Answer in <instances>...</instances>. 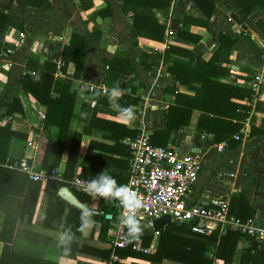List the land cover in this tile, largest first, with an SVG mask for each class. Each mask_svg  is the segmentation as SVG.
<instances>
[{
    "label": "crops",
    "instance_id": "obj_1",
    "mask_svg": "<svg viewBox=\"0 0 264 264\" xmlns=\"http://www.w3.org/2000/svg\"><path fill=\"white\" fill-rule=\"evenodd\" d=\"M23 1L0 0V10L22 23L25 28V31H21L6 26L0 31V102L6 97L8 100L16 99L19 104V110L11 115H6L0 110V126H8L24 136L11 138L8 157L15 161L26 157L38 166L37 141L43 127L42 119L46 107L18 86L19 78L30 72L26 68L25 57L37 63L51 61L61 65L60 51L68 44L72 33L85 35L97 27L102 32L99 44L95 49L86 50L79 76L74 77V62H69L64 72L57 70L54 74L55 79L69 80L70 91H75L70 122L56 169L64 172L72 137L75 132H80L73 176L95 177L100 171H106L119 184H125L130 160L125 139L134 137L141 121H145L150 125L151 131L162 130V136L154 138L157 146H173L182 153L200 154L202 170L188 194L189 203L207 202L228 195L230 212L232 197L244 192L252 210L249 218L264 222V93L256 102L254 110H249L240 121L242 127L237 133L239 139H235L234 134L228 141L216 142L210 131L215 122H208V117L203 115L205 113L196 107L191 108L185 119L177 118L176 120L181 122L180 127L169 132L166 131L167 120L164 116L169 105L174 104L177 93L185 95L181 100L183 104L181 107L179 105V108L185 111L191 107L190 98L195 95L194 90L179 85L168 72L170 63L164 61V51L168 46L177 48L183 54L171 53L169 56L182 62L188 61L187 53L191 52L194 53V62L197 58L207 61L218 47L219 32L230 35L235 39V43L230 47L227 59L215 62L224 72L218 73L214 80L249 89L251 95L250 75L261 63L260 54L264 49V26H256V22L262 17L259 6L244 15L236 0H218L210 17V31L196 24L175 23L182 30L200 37V47L194 51L195 42L173 35L167 36L166 33L163 40L159 41L136 36L130 14L122 13L119 0H41L48 4L46 9L24 4ZM87 4H90L88 8L82 7ZM106 7L110 8L111 14L99 16L98 13ZM154 12L158 23L165 26L170 24L173 14L201 17L191 0H179L177 3L171 0L167 14L162 10ZM21 35L25 37L24 41L16 45ZM250 41L254 47L250 45ZM116 53L129 58L130 70L129 73L118 77V84L126 90L124 96L132 100L138 99L137 103L132 100L124 101L126 107H133L136 112V120L130 127L119 121L117 113L112 110L107 97L103 95L105 88H111L105 83L108 70L106 60L112 59ZM194 83L198 84L196 81ZM248 100L246 96L231 98L232 102L247 106ZM220 119L229 120L225 117ZM217 124L220 126L222 123ZM56 132L57 127L52 126V135L55 136ZM1 165L15 169L6 163ZM6 185L7 182L0 181V188L6 189ZM51 187L50 183H40L33 213H25L17 221L19 228L42 234L46 241L14 236L9 244L17 259L33 257L42 261L41 264H101L107 259V251H113L111 241L119 221L117 210L112 209L111 213H106L100 207L102 199L89 196V205H84L95 212L93 219L96 225L86 236L72 232L73 240L66 243L65 252L62 253L63 242L60 237L66 232L64 226L68 207L64 208L57 229L43 226ZM3 207L4 202L1 201L0 231L5 216ZM107 215L110 217L106 218ZM101 216L109 220L102 238L99 237ZM142 226L143 234L138 239L132 242L126 239L123 247L114 249L119 257L116 264H188L170 258H163L161 261L149 258L156 250L159 230L166 225L157 231L153 227L149 228L144 224ZM3 246L4 239L1 238L0 257ZM248 246L249 239L239 236L232 260L226 262L213 256L214 243L209 242L206 257L211 259V264H239L242 251ZM258 250L259 254L264 256V243L258 246Z\"/></svg>",
    "mask_w": 264,
    "mask_h": 264
},
{
    "label": "trees",
    "instance_id": "obj_2",
    "mask_svg": "<svg viewBox=\"0 0 264 264\" xmlns=\"http://www.w3.org/2000/svg\"><path fill=\"white\" fill-rule=\"evenodd\" d=\"M196 11L201 17L193 16H177L173 14L170 19V34L167 36H177L188 39L196 43L195 50L200 47V37L182 30L178 24L190 25L196 24L210 31L209 21L213 13L215 3L218 0H191ZM122 13L130 14L132 29L136 36L145 37L151 40H163L167 27L158 23L155 18L154 10H162L168 13L171 0H119ZM238 7L244 15H248L255 7L261 8L262 17L256 22V26L263 28L264 26V0H236ZM24 4H32L37 7L46 9L48 4L41 0H24ZM90 4L82 5L88 8ZM111 14L109 7H106L98 15L105 17ZM178 23V24H175ZM6 26L15 27L21 31H25L22 23L14 20L10 15L0 10V31ZM263 30V29H262ZM264 34V30L262 31ZM102 32L99 28L94 27L88 34L82 35L73 32L67 45L60 51L61 65L51 61L37 63L29 57H25L26 68L29 73L23 74L18 80V86L25 93L32 95L40 104L46 107L44 118L42 119V130L39 133L37 141L36 161L38 168L51 171L57 168L60 160L65 137L70 122L72 108L74 105L75 91H70V82L66 79H55L54 74L57 70L65 71L69 62L75 63L74 77L79 76L87 49H95L100 41ZM218 47L210 59L203 61L197 58L194 62V53H187L188 61L182 62L177 58H170L171 53H180L177 48L168 46L164 51V61L170 63L167 67L168 72L173 76L179 85H183L188 89H192L195 95L190 99V106L186 111L180 109L184 94L177 93L174 104L169 105L164 116L167 120L166 131L178 129L181 122L177 118L185 119L191 111L192 107L200 109L208 117L206 120H213L214 127L210 130L213 139L216 142L221 140L228 141L232 135L238 133L241 129V120L247 115L250 106L232 102L231 98L235 97L247 99L250 96L249 89L239 88L216 81L214 78L218 73L224 72V69L215 64L219 59H227L230 47L235 43V39L230 35L219 32L217 34ZM250 45L254 44L250 41ZM185 55V54H184ZM262 55V54H260ZM259 55V56H260ZM108 64L107 76L105 83L113 87L119 82L118 77L127 74L129 70V58L121 53H116L112 59L106 60ZM194 81L198 82L195 84ZM98 98V97H97ZM132 99L123 96L119 103L126 107L124 101ZM134 103L138 99L132 100ZM98 102V99H97ZM19 104L16 99H4L0 102V110L6 115H11L19 110ZM212 116H208V115ZM229 118L222 121L220 118ZM235 120L234 122L232 121ZM174 121H177L176 123ZM201 122V119H199ZM217 122L222 124L218 126ZM56 126L57 132L55 136L51 133V127ZM253 130L251 134H253ZM162 136V130L153 132L151 135L152 144L156 145L155 137ZM13 137H24L20 133L11 130L8 126H0V181L7 182L6 189L0 188V202H4V222L0 231V239H4L0 264H41L42 261L25 257L17 259L15 251L12 250L11 243L14 236H23L26 239L35 241H46V237L42 234L32 232L30 230H22L18 227L17 221L22 218L25 213L30 215L33 213L36 203L37 193L40 183L29 180L24 172L15 169H9L1 164H12L15 162L8 157L10 140ZM81 133L75 132L68 156L65 163V169L62 174L64 179L73 177V170L76 161L79 141ZM129 150V149H128ZM130 154V151H129ZM84 177H93L91 175H82ZM60 185L51 184L50 198L47 204L43 226L47 228L57 229L63 215L64 208L68 207L66 215V223L64 229L66 231L78 232L77 228L80 224L81 209L68 205L67 202L57 195ZM75 196L86 206L89 205V195H83L78 191H73ZM104 212L111 213L112 209L117 210L115 206L102 199L101 206ZM251 208L244 192L235 195L230 200V213L243 220L251 217ZM101 227L99 237H104L109 222L104 216L100 217ZM238 232L227 230L224 234L214 231L210 235H199L192 233L185 223L169 222L164 228L159 230L158 244L155 252L149 257L156 261L163 258H170L188 264H211V259L206 257L207 245L209 242L214 243L215 258L222 259L226 262L232 260L236 247ZM246 237V236H245ZM249 246L244 248L240 257L239 264H264V256L259 254L258 246L260 243L247 237ZM251 239V240H250ZM217 241V243H216ZM66 243H62L61 252L64 253ZM110 251H107L106 257H109ZM116 264V263H114Z\"/></svg>",
    "mask_w": 264,
    "mask_h": 264
},
{
    "label": "built area",
    "instance_id": "obj_3",
    "mask_svg": "<svg viewBox=\"0 0 264 264\" xmlns=\"http://www.w3.org/2000/svg\"><path fill=\"white\" fill-rule=\"evenodd\" d=\"M179 0H173L177 3ZM170 34V31L166 32ZM21 35L16 45L24 41ZM251 95L248 100L250 112L264 93V49L261 63L254 69L249 81ZM144 110V108H142ZM151 127L141 121L138 132L134 137L125 139L130 151L127 182L134 190H138L144 201V207L138 214L141 224L149 228L153 227V220L164 215H169L171 221L185 223L192 233L210 235L214 231L224 234L227 230L235 231L241 236L249 237L256 242L264 243V222L254 218L243 220L229 212L228 195L219 196L207 202L196 201L189 203L188 194L196 182L201 170L202 159L199 153H182L173 146H157L151 142ZM239 139L238 134L234 135ZM225 144V142H223ZM9 167L24 172L32 180L55 185L68 186L83 193L81 182L90 180L91 177L74 175L67 180L62 177L63 172L59 169L47 171L38 168L37 164L22 157ZM233 176V174H230ZM62 185V186H63ZM102 199V198H101ZM112 203L118 210L120 208L115 201ZM126 242V229L120 226L119 221L113 235L112 249L109 257L101 264H114L119 257L114 249L121 248Z\"/></svg>",
    "mask_w": 264,
    "mask_h": 264
},
{
    "label": "clouds",
    "instance_id": "obj_4",
    "mask_svg": "<svg viewBox=\"0 0 264 264\" xmlns=\"http://www.w3.org/2000/svg\"><path fill=\"white\" fill-rule=\"evenodd\" d=\"M130 91V90H127ZM126 93L117 83L115 86L105 88L103 95L107 97L109 106L117 113L119 121L126 126H132L136 120V112L133 107H124L119 103ZM82 186L92 198H102L106 201H115L120 208L119 224L126 229V239L132 242L143 234V226L138 214L144 207V201L138 190H134L128 184H119L117 180L106 171H100L90 180L82 181ZM95 212L85 208L80 211V224L77 231L82 235H88L96 225L93 219ZM74 234L71 230L66 231L61 237V242L69 243ZM70 251V248L68 249Z\"/></svg>",
    "mask_w": 264,
    "mask_h": 264
},
{
    "label": "water",
    "instance_id": "obj_5",
    "mask_svg": "<svg viewBox=\"0 0 264 264\" xmlns=\"http://www.w3.org/2000/svg\"><path fill=\"white\" fill-rule=\"evenodd\" d=\"M57 195L60 196L62 199H64L68 204L76 208H79V209L86 208V206L78 200L74 192L66 185L60 186L58 188ZM109 217H110L109 215L106 216V218H109ZM169 222H171V217L169 215H164L159 218H155L153 220V228L154 230L157 231L160 228L167 225Z\"/></svg>",
    "mask_w": 264,
    "mask_h": 264
},
{
    "label": "rangeland",
    "instance_id": "obj_6",
    "mask_svg": "<svg viewBox=\"0 0 264 264\" xmlns=\"http://www.w3.org/2000/svg\"><path fill=\"white\" fill-rule=\"evenodd\" d=\"M166 27H167L166 32L170 31L169 25H167ZM253 71H254V70H253ZM253 71L251 72L250 78H251V76H252ZM249 88H250V87H249ZM249 98H250V97H249ZM236 134H237V133H236Z\"/></svg>",
    "mask_w": 264,
    "mask_h": 264
}]
</instances>
